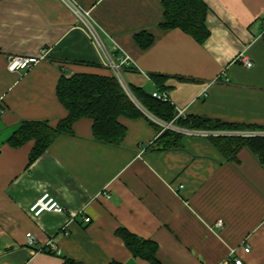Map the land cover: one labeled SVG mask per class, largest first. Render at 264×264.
<instances>
[{"label":"crops","instance_id":"1","mask_svg":"<svg viewBox=\"0 0 264 264\" xmlns=\"http://www.w3.org/2000/svg\"><path fill=\"white\" fill-rule=\"evenodd\" d=\"M75 1L88 23L61 0H0V264H151L119 228L154 241L159 264H264V164L228 134L178 133L175 146L151 149L161 127L130 89L165 92L176 114L244 126L192 129L264 130V0H202L201 42L161 27L163 0ZM140 32L153 38L147 48L135 41ZM42 48L46 59L8 70L9 55ZM75 73L116 76L142 116L118 118V144L79 118L30 161L34 141L10 140L24 122L55 126L66 116L56 86ZM44 192L65 212L33 217L28 207Z\"/></svg>","mask_w":264,"mask_h":264},{"label":"trees","instance_id":"2","mask_svg":"<svg viewBox=\"0 0 264 264\" xmlns=\"http://www.w3.org/2000/svg\"><path fill=\"white\" fill-rule=\"evenodd\" d=\"M162 4L164 8L162 28H179L199 42L208 36L209 32L205 23L206 6L202 0H163ZM134 38L141 48H147L153 41L152 36L147 32L137 33ZM152 78L161 82L165 76L155 75ZM130 89L139 103L152 115L167 122L176 116V111L169 101L157 99L139 86H130ZM56 93L60 103L66 109V116L55 126L49 125L46 121L24 122L21 130L10 140L13 146H19L30 139L34 141L29 155L30 161L39 156L55 137L68 131L70 125L79 118L86 117L92 120V134L96 139L118 144L126 134V129L118 121V118L134 119L142 116V112L128 97L114 75L75 73L69 77L61 76L56 86ZM177 123L192 128L227 127L236 129L244 127L196 116L187 117L186 120L179 119ZM179 138L180 134L171 130H163L150 145V148L162 150L166 147H173ZM237 139L239 143L236 146L246 145L264 164V138L238 137ZM116 234L135 257L144 259L151 264H159L156 257L158 245L154 241L140 238L125 228L117 229ZM63 264L79 263L65 258Z\"/></svg>","mask_w":264,"mask_h":264},{"label":"built area","instance_id":"3","mask_svg":"<svg viewBox=\"0 0 264 264\" xmlns=\"http://www.w3.org/2000/svg\"><path fill=\"white\" fill-rule=\"evenodd\" d=\"M61 1L68 8H70V10L78 17V19H81L82 21L88 23L85 13L81 11L72 0H61ZM47 56H48V51L45 48L40 49L37 53L32 54V55H9L7 58V68L10 71L28 70L32 68L34 65H36L37 63H39L41 60L46 59ZM241 61L244 63L246 67L252 66V62L246 57H242ZM123 63H125V59L121 60V64ZM116 75L119 77V72L117 71V69H116ZM128 94L131 95L129 92ZM152 96L162 101H169L167 94L162 91H154L152 92ZM147 116L161 127V131L171 130V131H174L180 134H185V135H202V136H214V135L216 136V135H223V134L235 135L238 137H263L264 136V130H257V129L238 130V131H219V130L218 131H203L199 129L182 127L181 125L177 123V120L187 119V116L183 113V111L177 112L174 119L169 122L163 121L162 119L152 114H149V113L147 114ZM28 211L33 217H38L44 212L64 213L65 208L58 201L56 197H54L48 192H44L35 201H33L29 205ZM84 220L86 222H89L90 218L86 216L84 217ZM26 243L30 246L36 243L35 237L32 235V233L26 234ZM244 251L248 252L249 247H245ZM233 254H235V250L231 249L230 255H233ZM232 261L234 264H242V260L237 257H233Z\"/></svg>","mask_w":264,"mask_h":264},{"label":"rangeland","instance_id":"4","mask_svg":"<svg viewBox=\"0 0 264 264\" xmlns=\"http://www.w3.org/2000/svg\"><path fill=\"white\" fill-rule=\"evenodd\" d=\"M74 3H75V5L81 10V11H83L85 14H86V12L84 11V9H82V7L75 1V0H72ZM70 9V8H69ZM75 15V14H74ZM76 16V15H75ZM76 19L78 20V17L76 16ZM88 26H89V24H88ZM164 121V120H163ZM182 127H186V128H192V127H188V126H184V125H182ZM218 129H230V128H227V127H225V128H218ZM175 133H177V132H175ZM247 138H264V136L263 137H247Z\"/></svg>","mask_w":264,"mask_h":264}]
</instances>
